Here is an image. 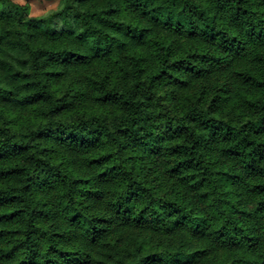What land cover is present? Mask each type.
Here are the masks:
<instances>
[{"label": "trees", "instance_id": "1", "mask_svg": "<svg viewBox=\"0 0 264 264\" xmlns=\"http://www.w3.org/2000/svg\"><path fill=\"white\" fill-rule=\"evenodd\" d=\"M58 1L0 0V264H264V0Z\"/></svg>", "mask_w": 264, "mask_h": 264}, {"label": "rangeland", "instance_id": "2", "mask_svg": "<svg viewBox=\"0 0 264 264\" xmlns=\"http://www.w3.org/2000/svg\"><path fill=\"white\" fill-rule=\"evenodd\" d=\"M12 2L29 6V15L32 17H40L49 14L50 12L56 10L59 5L58 0H11ZM55 30L62 29V24L60 22L54 23L51 26Z\"/></svg>", "mask_w": 264, "mask_h": 264}]
</instances>
